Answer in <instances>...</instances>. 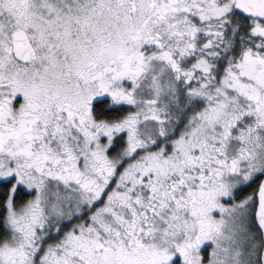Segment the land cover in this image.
<instances>
[{
    "label": "snow or ice",
    "instance_id": "6c2138e0",
    "mask_svg": "<svg viewBox=\"0 0 264 264\" xmlns=\"http://www.w3.org/2000/svg\"><path fill=\"white\" fill-rule=\"evenodd\" d=\"M0 264H264V0H0Z\"/></svg>",
    "mask_w": 264,
    "mask_h": 264
}]
</instances>
